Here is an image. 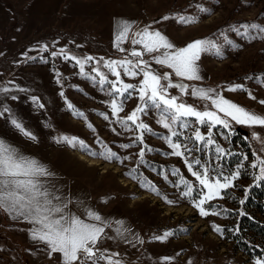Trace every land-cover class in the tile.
Returning <instances> with one entry per match:
<instances>
[{
    "label": "rangeland",
    "instance_id": "obj_1",
    "mask_svg": "<svg viewBox=\"0 0 264 264\" xmlns=\"http://www.w3.org/2000/svg\"><path fill=\"white\" fill-rule=\"evenodd\" d=\"M196 5H202L210 12L202 13ZM177 15L196 16L198 22L181 24L175 19H163ZM118 20L134 22L129 41L122 45L125 52L118 51L114 45ZM251 23L264 25V0H0V87L11 89L7 93L0 92V109L9 108L36 140L17 130L10 123L8 113L0 117V138L25 156L47 166L53 175L41 179L62 201H71L68 210L82 219H86L83 215L86 210H94L112 224L105 231L115 238L105 239L99 247L107 249L108 253H118L115 259L123 264H163L165 256L172 258L170 264H256L258 258H264V238L253 234L255 244L261 246V252L253 255L228 237V227L236 223L232 213H239V201L245 200L248 188L255 181L254 169L249 167L255 157L240 140L233 144V150L229 148L232 147L230 141L244 133L251 142L253 153L264 158V151H261L264 144L252 139L253 131L264 137V129L233 124L230 139H225L228 129L220 126L212 129L214 139L221 147L231 154L241 153V158L231 165L217 159L214 146L198 143L200 151H192L190 160L199 158L211 168L222 165L225 175L239 164L244 165L241 177L235 181L236 186L226 190L222 199L210 202L221 214L201 216L190 200L181 196L185 189L179 183L180 176L173 175V171L178 170L195 188L200 186L182 157L165 155L172 150L160 138L169 133L156 122L158 115L149 110L142 116L157 135L145 133L144 144L137 142L129 149L121 148L122 144L132 143L139 133L126 131L115 122L109 107L112 97L82 75L74 60L53 55L63 49L69 56L77 58L91 56L107 61L127 56L135 59L129 53L133 47L139 50L140 46L132 45L130 40L148 25L164 33L177 47L212 38L223 45V58L203 54L198 61L202 79L183 82L192 87L215 88L225 98L264 114V105L259 103L264 100V84L257 79L264 76V40L250 41L232 31L233 27L243 31L241 26ZM251 34L257 35L255 31ZM225 36L240 45L239 49L229 47ZM144 59L151 60V56L145 55ZM103 61L98 67L109 79L115 80L103 67ZM94 64L95 61L85 65V71L95 75L91 71ZM151 67L161 73L172 71L154 62ZM122 78L126 83L138 84L142 76L132 78L122 73ZM179 79L173 74L174 82ZM236 84L244 85L257 99L252 100L244 91H227L229 85ZM170 92L180 95L177 89H170ZM12 96L17 99L13 100ZM33 96L39 98L43 108L33 103ZM183 100L201 110L210 103L191 95L184 96ZM69 102L83 112L87 120L74 115L68 108ZM139 103L138 93L133 94L125 102L120 116L130 114ZM100 113L108 114L109 120ZM192 121L191 128L178 131L184 132L185 136H192L195 128L207 133V126L198 125L194 118ZM89 123L95 131L88 127ZM64 135L78 137L93 151L101 152L102 145H106L121 159H130L121 163L94 157L79 146L74 148L58 143L57 137ZM183 142L189 148L197 146L191 140ZM142 148L145 164L139 163L138 153ZM149 148L152 151H148ZM242 155H247L248 160H243ZM132 169H136L133 176L140 180L146 177L159 189L160 195L128 175ZM164 197L175 203L169 204ZM258 216L264 219L263 212ZM14 219L0 210V264H62L60 254L49 255L45 244L29 237L31 228L27 221L22 219L17 224ZM120 221L128 229L123 237L115 232ZM214 225H219L223 233L216 232ZM165 231H174L175 235L163 243L153 239Z\"/></svg>",
    "mask_w": 264,
    "mask_h": 264
},
{
    "label": "snow or ice",
    "instance_id": "obj_2",
    "mask_svg": "<svg viewBox=\"0 0 264 264\" xmlns=\"http://www.w3.org/2000/svg\"><path fill=\"white\" fill-rule=\"evenodd\" d=\"M202 13H209L210 9L202 5H196ZM175 19L181 24H193L198 22V17L177 15L174 17L164 16V20ZM134 22L127 20H118L116 26V35L114 45L120 52L126 49L122 46L129 41L130 33ZM240 28L233 27L232 31L236 32L244 39L264 40V25L258 23L244 24ZM255 31L257 35H252ZM225 43L235 49H239L240 45L224 37ZM132 45H139L140 49L133 47L129 55L135 59H129L127 56L123 59H109L103 61V58L96 60L91 56L77 58L69 56L65 50L53 55H63L65 59L74 60L80 68V73L86 78L93 81L94 84L101 87L107 94L112 97L109 102L111 115L116 118L115 122L126 131H137L132 143L120 145L123 149L133 147L137 142L144 144L145 133L157 135L153 132L149 124L145 123L142 116L148 114L149 110L154 111L158 115L157 123L168 130V135L161 136L171 153L165 155H174L182 157L187 170L191 173L199 184V188H195L193 183L185 179L178 170L173 171V175H179V183L184 186L181 196L189 199L195 208L199 210L201 216L220 215V211H216L210 202L223 198L227 194L228 189L235 187V181L241 177L243 164H239L237 168L225 175L222 171V165L211 168L207 162H202L199 158L189 159L193 150L200 151L198 143L207 146H214V151L218 160L224 159L227 155H231L225 148L221 147L214 139L212 129L217 126L228 129L225 139H230L232 135L233 124L247 126L250 128L259 127L264 129V114L256 112L250 108L240 105L230 99L225 98L222 92L215 88L192 87L183 81H199L202 79L200 74V66L198 61L201 60L203 54H211L219 58L224 56V47L218 44L212 38H204L194 40L184 47H177L164 33L159 30L152 29L151 25L137 31L130 40ZM47 46H45V49ZM145 55L151 56V60L144 59ZM29 59H35L30 57ZM95 61L92 67V75L85 71V65ZM103 61V67L108 70L116 79H109L108 74L100 70L98 65ZM152 62L161 67L171 69V72H158L151 67ZM124 76L136 78L142 76L138 84L126 83L122 78ZM175 77L180 78L179 81L173 80ZM59 77V73L57 74ZM251 79V77H248ZM258 82L264 84V76L257 78ZM107 86V87H105ZM170 89H177L180 95H172ZM27 91L26 89H19ZM8 87H0V92H9ZM227 91H244L247 92L249 98L256 100V96L252 94L244 85H229ZM138 93L139 104L125 117H121L120 113L124 111L125 102ZM61 95H63L61 93ZM191 95L201 101H206L204 109H198L192 104L184 102L183 97ZM13 100L16 96L11 97ZM33 103L37 107L43 108L39 98L33 96ZM259 103L264 105V100ZM68 108L73 110V114L87 120L83 112L75 109L74 105L68 103ZM6 113L11 117L10 123L19 130L24 136L35 141L36 137L28 131L23 122L15 118L14 114L7 107L0 109V117ZM222 114V115H221ZM105 120H109V115L100 113ZM200 126H207V133H202L199 128H195L192 136H185L184 132L178 129L188 130L192 127L193 121ZM134 126V127H133ZM89 128H93L92 124H88ZM115 131V129H113ZM252 139L264 144V137L253 131ZM191 140L195 148H189L187 143L183 141ZM58 143H65L72 147L79 146L89 155L102 157L104 160L112 161L130 159V157H121L111 148L103 146V151H93L83 140L78 137L60 136L57 137ZM98 143H102L98 141ZM147 148V145H145ZM152 151V149H148ZM264 151V148L261 149ZM139 163L145 164V151L142 148L138 153ZM254 162L250 163L251 169L257 170L252 173L253 179L257 182H264V158L253 153ZM242 159L247 161L248 156L242 155ZM136 169H132L128 175L133 179H137L142 186L147 185L157 195L160 191L145 177L140 180L138 176H133ZM53 173L46 165L33 157L25 156L18 148L10 144L3 138H0V210H4L13 216V218H23L32 224L31 238L46 245L49 255L58 253L61 255L62 264H123L119 259H115L118 253H108L107 249H102L99 245L105 239H114L108 236L105 229L112 227V224L94 210H86L83 214L86 219L72 213L68 210V204L71 201H62L61 197L54 194L49 186L41 179L50 177ZM179 186V185H178ZM206 190V191H205ZM195 193V195H194ZM167 200V197H164ZM169 204L175 201L167 200ZM240 204H244L245 200L241 199ZM209 207H205V205ZM227 211V210H222ZM240 215H246L240 212ZM118 227L115 228L117 236L123 237L128 231L124 226V222H117ZM214 230L223 233V229L219 225H214ZM238 230V229H237ZM186 231V230H185ZM175 235L174 231H165L162 235L153 237L155 241L161 243L167 242L168 239ZM139 239V238H137ZM143 243V240H139ZM171 257H163V264H170ZM256 264H264V258H258Z\"/></svg>",
    "mask_w": 264,
    "mask_h": 264
},
{
    "label": "trees",
    "instance_id": "obj_3",
    "mask_svg": "<svg viewBox=\"0 0 264 264\" xmlns=\"http://www.w3.org/2000/svg\"><path fill=\"white\" fill-rule=\"evenodd\" d=\"M243 134L240 133L238 136L234 137L233 141H230L232 147H230L229 150H233V144H235L237 140H240L249 154H253L251 142L248 140V137H245V134ZM239 136L240 139H238ZM239 158H241V153H232L231 155H227L224 159H221V163L231 165L233 162L238 161ZM253 172H256V170L254 169ZM240 206L241 210L239 213L244 212L246 215H239L238 211L232 213L233 216H235L236 223L228 227V237L231 240L239 242L242 249L247 253L255 255L256 252H261V250L259 248L260 245L255 244L254 235L257 234L260 238H264V219L258 216L259 212L264 213V182H257L255 180L248 188L245 203L240 204ZM237 214L239 217H236Z\"/></svg>",
    "mask_w": 264,
    "mask_h": 264
},
{
    "label": "crops",
    "instance_id": "obj_4",
    "mask_svg": "<svg viewBox=\"0 0 264 264\" xmlns=\"http://www.w3.org/2000/svg\"><path fill=\"white\" fill-rule=\"evenodd\" d=\"M23 218H15L14 220L16 221V223L17 224H20V222H21V220H22ZM24 220V219H23ZM26 221V220H25ZM28 226H29V228H31L32 229V227H33V225L32 224H30V223H28ZM29 237L31 238V236L29 235Z\"/></svg>",
    "mask_w": 264,
    "mask_h": 264
}]
</instances>
